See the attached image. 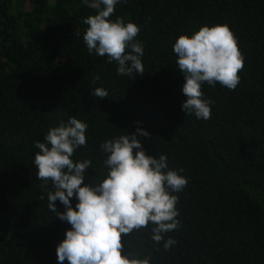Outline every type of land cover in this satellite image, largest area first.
Masks as SVG:
<instances>
[{"label": "trees", "instance_id": "trees-1", "mask_svg": "<svg viewBox=\"0 0 264 264\" xmlns=\"http://www.w3.org/2000/svg\"><path fill=\"white\" fill-rule=\"evenodd\" d=\"M93 14L83 0H0V264H58L71 225L48 208L53 189L36 178L34 145L72 116L88 126L73 156L92 161L85 183L107 174L101 143L138 127L149 132L140 137L146 153L167 155L188 180L175 193L179 229L167 234L177 243L165 250L149 224L122 237L125 254L150 264H264V0L121 2L111 19L140 28L142 76L118 75L107 56L89 54L83 19ZM205 25H228L244 58L235 90L202 85L207 120L182 111L173 52L179 36ZM98 87L103 100L91 95Z\"/></svg>", "mask_w": 264, "mask_h": 264}, {"label": "clouds", "instance_id": "clouds-1", "mask_svg": "<svg viewBox=\"0 0 264 264\" xmlns=\"http://www.w3.org/2000/svg\"><path fill=\"white\" fill-rule=\"evenodd\" d=\"M83 2L95 10V14L83 19L88 25L83 40L89 54L107 56L108 63L118 65V75L142 76L144 46L136 39L140 28L133 22L125 23L121 17L111 19L116 6L127 0ZM173 52L177 69L185 79L182 93L187 99L181 105L182 111L197 119H210L212 102L204 99L202 85L214 87L219 83L235 90L240 83L244 58L234 33L228 25H205L191 36H179ZM91 95L103 100L109 93L98 87ZM87 127L72 116L66 123L52 127L43 141L34 145L39 150L34 158L36 178L50 181L53 189L47 195L48 208L71 225L57 246L58 264H150L148 257L125 254L122 237L151 224L152 241L163 242L165 250L177 243L167 234L180 226L175 193L188 183L181 175L183 169L170 168L165 154L148 155L140 137H148L149 132L138 127L131 135L101 143L100 148L107 155V174L99 183H85L92 161H74L73 156L87 145ZM73 198L77 201L74 207ZM57 201L64 211L57 208Z\"/></svg>", "mask_w": 264, "mask_h": 264}]
</instances>
